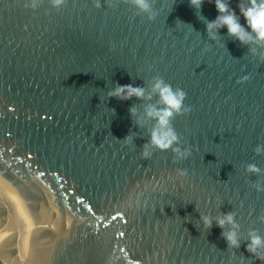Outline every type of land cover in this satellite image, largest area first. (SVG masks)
<instances>
[{"label": "water", "instance_id": "water-1", "mask_svg": "<svg viewBox=\"0 0 264 264\" xmlns=\"http://www.w3.org/2000/svg\"><path fill=\"white\" fill-rule=\"evenodd\" d=\"M108 2L0 0V264H264L246 250L249 229L264 235L251 187L264 176L245 171L264 169V61L226 27L209 39L214 0L205 18L190 0H155L153 21ZM155 75L192 106L173 122L192 148L179 163L171 150L142 158L150 137L129 110L144 102L107 96ZM229 211L238 249L200 220Z\"/></svg>", "mask_w": 264, "mask_h": 264}, {"label": "clouds", "instance_id": "clouds-1", "mask_svg": "<svg viewBox=\"0 0 264 264\" xmlns=\"http://www.w3.org/2000/svg\"><path fill=\"white\" fill-rule=\"evenodd\" d=\"M66 2L67 0H50L51 5L57 10L63 7ZM120 2L121 0H109L108 6L116 8ZM122 2L136 9V15H146L149 21L155 20L158 15L154 6L155 0H122ZM209 2H212V0H209ZM42 3L43 0H24V7L35 10ZM203 3L204 0H190V5L199 14ZM214 3L218 12L214 20L209 21L200 14L206 20L205 24L209 39L213 41L220 40L222 38L220 29L226 27L229 38L238 40L247 47L249 53L264 61V0H247V3H245V0H240L238 4L239 15L231 7L230 0H214ZM93 4L96 8L101 7L100 0H93ZM241 16L246 21V25L241 23ZM248 78L246 76L242 80ZM187 95L184 89L174 87L161 75L153 76L148 81L147 86L117 84L107 92L108 97H115L122 101L135 97L144 102L143 111L136 105L131 106L129 110L133 127L138 125L140 129L147 128L150 137L141 147L142 158H150L156 150H171L174 153V163L186 160L192 155L191 146L182 147V138L173 123L178 116H184L192 111V106L186 103ZM135 137L134 131L130 130L123 141L125 144H133ZM254 152L257 155H264V143L258 144L254 148ZM245 171L249 175L264 176V169H261L256 163H247ZM177 173L184 177L187 176L188 170L177 169ZM251 187L257 192L264 193V179L252 182ZM236 217V212L229 211L221 213L215 218L211 215L202 214L200 220L207 229H211L215 220L216 225L223 229L221 236L226 240L228 247L238 249L241 246L242 235L241 225ZM258 219L264 223V214H261ZM247 240L246 250L257 259L264 261V235H261L258 229L252 228L248 231Z\"/></svg>", "mask_w": 264, "mask_h": 264}]
</instances>
